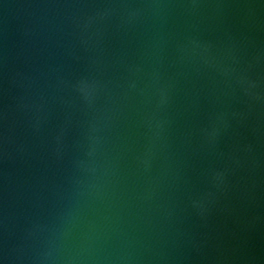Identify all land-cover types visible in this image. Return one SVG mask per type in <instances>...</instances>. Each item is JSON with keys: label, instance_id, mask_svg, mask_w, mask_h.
I'll use <instances>...</instances> for the list:
<instances>
[{"label": "water", "instance_id": "water-1", "mask_svg": "<svg viewBox=\"0 0 264 264\" xmlns=\"http://www.w3.org/2000/svg\"><path fill=\"white\" fill-rule=\"evenodd\" d=\"M0 264H264V0H0Z\"/></svg>", "mask_w": 264, "mask_h": 264}]
</instances>
